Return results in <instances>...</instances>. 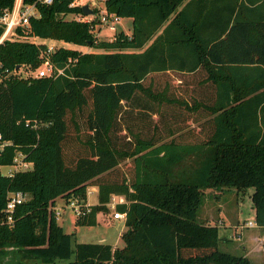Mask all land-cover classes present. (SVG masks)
I'll return each instance as SVG.
<instances>
[{
  "label": "trees",
  "instance_id": "16d2710c",
  "mask_svg": "<svg viewBox=\"0 0 264 264\" xmlns=\"http://www.w3.org/2000/svg\"><path fill=\"white\" fill-rule=\"evenodd\" d=\"M13 2L0 0V10ZM23 2L35 14L16 28L25 37L0 43V60L36 68L48 59L54 73L0 81V132L12 142L0 162L17 150L29 162L0 174V264H264L219 248L217 225L196 219L206 189L253 187L255 221L264 226V0H103L107 12L132 18L130 34L120 29L112 39L97 36L94 7L91 19H66L82 4ZM32 36L100 50H48ZM160 74L194 93L176 94L169 81L155 87ZM168 104L191 120L168 126L169 139L125 121L131 109L158 116ZM89 184L98 202L85 207ZM12 191L27 198L7 223ZM112 194L124 197L116 204L125 213L123 244L72 245L56 197L78 200L75 223L95 225Z\"/></svg>",
  "mask_w": 264,
  "mask_h": 264
},
{
  "label": "rangeland",
  "instance_id": "374dc122",
  "mask_svg": "<svg viewBox=\"0 0 264 264\" xmlns=\"http://www.w3.org/2000/svg\"><path fill=\"white\" fill-rule=\"evenodd\" d=\"M74 2L78 4H88L89 8L94 7L98 9L97 14L99 16L104 12L103 0H74ZM92 13H67L64 15V17L66 19L76 18L84 20L94 17L95 14ZM109 24L110 22L100 25V29L96 31L99 38L112 39L116 31L120 29H123L126 33L130 34L132 18L126 16L121 17L114 22V27H110ZM29 38L36 42L41 41L42 39L38 37ZM42 40L45 41V43L51 48L65 46L78 48L82 51L100 50L91 46L75 44L73 42L64 41L57 38L48 37ZM38 67H43V63ZM37 69V67H26V72L34 73ZM172 78V76H169L167 74H160L152 76L151 81L152 84L157 88H161L166 81H169L171 85L176 87L177 85H175V82H172ZM147 81L150 82V79L148 78ZM182 87L183 86L176 87V90L174 88L173 91L178 94ZM181 91L185 95V97L188 98H190V94L194 93H190L188 87H186L185 90ZM168 107L169 108H165V106L163 105V114L158 116H155V114H151L149 112H147L146 114H141L139 110L131 109L129 112L130 114L125 116V121H127L134 130H139L143 135L149 136L151 134H155L156 136L158 135V138L162 137L163 139H169L170 136L168 137V126L174 127L177 124L182 125V122L184 123V125H187L186 122H189L191 120H187L185 114L181 113V115H179L177 113V111L180 110L177 105L168 104ZM181 110H183V108ZM153 124H155V127ZM188 125V127H190V124ZM69 129L72 132H76V129L72 125L69 126ZM187 129L190 128H186L184 129V131H186ZM182 138L186 140L187 136H183ZM75 143L79 145L78 141H75ZM129 163V159L123 161L120 164L121 167L119 169L126 171V169L129 167ZM91 185L93 184H89L87 187V190L88 188H90L89 192L87 191V201L94 204L98 202V192L96 190H92ZM252 191L253 187H248L245 190H238L235 187L231 186H225L224 188L218 189H206L202 198V203L198 209L196 219L198 221L208 219L206 221H208L209 223H215L217 227H219L218 233H220L221 231V237L232 240L234 243L233 245L229 246L228 244L220 241L219 248L230 251L234 254L245 255L243 254L244 251L245 253L248 252V255L246 256H248L252 262L262 263L264 262V240H258L257 243V239H255L253 235L257 231L262 234V232L264 231V227L258 225L255 221V211L251 200ZM56 203L59 206L63 205L65 204V199L63 197H59ZM112 211L113 210L109 208L108 211H99L100 221L95 225H80L76 224L73 220V218L77 216L75 215V212L70 207H68L67 204H65V207L62 209V213L59 216V220L62 223L64 230L66 232L72 233V245H74L76 242L87 241L108 242L114 246H120L123 244V240L120 237L119 232L120 227H122L124 224V217L121 219H117V221L115 222H112ZM248 220L255 221V224L247 225ZM238 236H240V238H238ZM255 242L259 244L257 248H255ZM241 245H243V248ZM61 262L67 264V260H63Z\"/></svg>",
  "mask_w": 264,
  "mask_h": 264
},
{
  "label": "built area",
  "instance_id": "2783aa9c",
  "mask_svg": "<svg viewBox=\"0 0 264 264\" xmlns=\"http://www.w3.org/2000/svg\"><path fill=\"white\" fill-rule=\"evenodd\" d=\"M41 2L50 3L52 0H39ZM75 3V2H73ZM103 13L99 16L101 24L109 23L110 27H114V22L117 21L120 17L114 13L107 12L103 9ZM35 14V5L34 3H24L23 0H14L11 7H6L0 10V25L3 26V30L0 34V43L4 39H15L20 37H25L24 35H19L16 28L18 26L27 27L29 23V18L31 15ZM35 37V36H32ZM52 49L48 46V50ZM43 67H37L38 69L32 72H26V67L23 65H16L13 68H10L8 65L4 64L0 60V81L5 80L8 77H27V76H42L46 74L54 73V67L49 62L48 59H45L43 62ZM11 140L5 139L0 132V154L5 150V147L11 144ZM24 154L22 151L17 150L9 163L0 162V174L11 176L16 171L24 170L29 167V162L25 160ZM27 198V193L21 191H12L8 192L6 196L5 205L3 207L4 219L3 222L11 223L14 219V213L16 207L24 199ZM124 201L123 195L112 194L107 206L109 209H112L111 216L114 218H122L125 213L119 210L116 207V204ZM67 206L70 207L75 215L80 214L82 210V204L76 200L71 199L66 202ZM88 203L85 204L87 207ZM54 211L56 217L60 214V208L54 206ZM255 221L248 220L247 225H253Z\"/></svg>",
  "mask_w": 264,
  "mask_h": 264
},
{
  "label": "crops",
  "instance_id": "0c3cea01",
  "mask_svg": "<svg viewBox=\"0 0 264 264\" xmlns=\"http://www.w3.org/2000/svg\"><path fill=\"white\" fill-rule=\"evenodd\" d=\"M121 18V17H120ZM42 39H44V38H42ZM41 39V41H43ZM91 187H92V190H96V191H98V187L96 186V185H91ZM89 190H90V188H88V192H89ZM59 197H61V196H58V197H56V202H57V199L59 198ZM55 202V207H58V208H60V214L62 213V209L65 207V204H66V201H65V204H63V205H58L57 203ZM86 202L88 203V204H92V203H89L88 201H87V197H86ZM254 211H255V208H254ZM60 214L57 216V221H58V223L59 224H61L62 225V223L60 222V220H59V216H60ZM100 214H99V212L97 213V223H99V221H100ZM111 218H112V222H115V221H117V219H119V218H114V217H112L111 216ZM123 218V217H122ZM75 219H76V216L73 218V220H74V222H75ZM121 219V218H120ZM208 220V219H207ZM107 223V222H106ZM114 224V223H113ZM63 226V225H62ZM264 227V226H263ZM64 228V227H63ZM125 229V224H123V226L122 227H120V237H121V232L123 231ZM218 229H219V227H218ZM264 232V231H263ZM263 232H262V234L261 233H259L258 231L256 232V233H254V235H253V237L255 238V239H257L256 241H257V243H258V240H264V234H263ZM219 235H220V237H221V231H220V233H219ZM243 236V235H242ZM229 238V237H228ZM238 238H240V236H238ZM220 241H222L223 243H225V244H228L229 246L230 245H233L234 243H233V241L232 240H229V239H225V238H223V237H221L220 238V240H219V242ZM249 242V241H248ZM247 242V243H248ZM256 242H255V248H257L258 247V245L259 244H257ZM250 244H253V243H250ZM114 246V245H113ZM242 246V248H243V245H241ZM232 247V246H231ZM248 253V252H247ZM247 253H245V251H244V253L243 254H245V255H248Z\"/></svg>",
  "mask_w": 264,
  "mask_h": 264
},
{
  "label": "water",
  "instance_id": "95a60500",
  "mask_svg": "<svg viewBox=\"0 0 264 264\" xmlns=\"http://www.w3.org/2000/svg\"><path fill=\"white\" fill-rule=\"evenodd\" d=\"M82 8H83V13L84 14H90V13H92V9L89 8L88 4H82Z\"/></svg>",
  "mask_w": 264,
  "mask_h": 264
}]
</instances>
